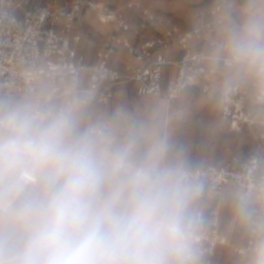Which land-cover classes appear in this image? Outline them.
Here are the masks:
<instances>
[{
	"label": "clouds",
	"instance_id": "1",
	"mask_svg": "<svg viewBox=\"0 0 264 264\" xmlns=\"http://www.w3.org/2000/svg\"><path fill=\"white\" fill-rule=\"evenodd\" d=\"M214 59L264 78V6L221 30ZM201 195L165 125L92 118L76 98L0 100V264H201ZM234 211L264 264V207Z\"/></svg>",
	"mask_w": 264,
	"mask_h": 264
},
{
	"label": "built area",
	"instance_id": "2",
	"mask_svg": "<svg viewBox=\"0 0 264 264\" xmlns=\"http://www.w3.org/2000/svg\"><path fill=\"white\" fill-rule=\"evenodd\" d=\"M84 0H70L64 7L56 9L46 0H0V94L9 87L32 92L42 85L52 95L64 92L66 77H77L88 73V84L83 91H68V97L83 103L88 100L105 102L113 97L114 89L109 87L124 78L122 71L107 63L109 51L104 50L103 60L93 67L85 64L79 56L75 43L74 21ZM143 0H131L129 7L139 6ZM109 6L103 13L111 18ZM146 20L155 16L142 9ZM211 18L207 20L205 15ZM111 21H119L122 30H130V24L123 13H114ZM199 26L190 31L180 32L171 27L156 38H143L137 44L121 38L119 43L126 46L136 58L143 60L154 55L148 63L132 69L128 78L137 83L139 94H152L174 101L189 86L197 85L207 96L213 95L215 69L206 65L205 55L194 50L191 41L202 39L206 32L214 33L226 20L223 5H214L207 13L198 12ZM180 46L178 56L168 61L163 51L169 44ZM172 66L174 74L164 83L165 66ZM255 98L264 102V78L257 75L253 82ZM76 93V94H74ZM248 90L241 82L230 84L222 91V117L229 121L234 131L242 127L258 129V139L264 143V116L248 107ZM49 99V95L39 97ZM197 181L220 196L228 186L241 188L254 196L256 207H264V152H251L243 157L232 156L225 162L191 169ZM202 225L199 243L202 252L201 264H211L217 245L225 244L226 235L222 230V207L216 202L206 209H199ZM254 237L249 230L247 242L233 246V251L243 256L253 253Z\"/></svg>",
	"mask_w": 264,
	"mask_h": 264
},
{
	"label": "rangeland",
	"instance_id": "3",
	"mask_svg": "<svg viewBox=\"0 0 264 264\" xmlns=\"http://www.w3.org/2000/svg\"><path fill=\"white\" fill-rule=\"evenodd\" d=\"M32 1L35 2L36 0H32ZM128 1L130 2L131 0H101V2H103L105 6L106 5L109 6L110 9L119 10L125 14L130 24V30L128 31L122 30L119 27V21L116 20L110 22L111 30L108 32L109 40L107 38H102V35L100 38V37H96V35L91 33V38L93 37V39L96 40L94 41L97 44L95 48L96 51L103 52L104 50L109 51L110 49L114 48L119 54H121L123 57L126 58L121 65H115V64L112 65L114 67L119 68L122 71V73L125 75L124 78L126 76H129L132 69L139 66L140 63L138 62L134 63L132 61V60L136 61V56L133 53H130L128 48L124 46L122 43H119L117 41L114 43L110 41L112 35L118 36L119 40H121V38H123L124 35L127 34L129 35L130 40H132L134 43L139 44L144 37L145 38L159 37L171 27H178L177 29L178 31L184 32V31H190L193 28L199 26L198 24H194L193 27L183 28L181 27V25H179L180 18L177 13L178 10L175 6V0H145L144 4L148 1L149 4L148 6L150 9L149 12L155 16V19L151 22H148L146 20V16L142 12V9L145 8L144 6L127 8L126 4L128 3ZM230 1L232 0H188L190 4L189 6H190L191 15H193L194 17L198 12L207 13L216 4L223 5L226 13V21L225 24L222 26V28L225 25H227L230 21L239 23L241 19V12L243 9L250 7L252 5L264 6V0H235L238 2L239 5L237 8H233L232 5L230 4ZM69 3L70 0H58L57 5L54 7L59 8L61 6L68 5ZM85 8L86 6L84 5L81 6L80 10L77 12L74 21V28H73L74 33L79 36V40L77 41L76 46L78 47L79 51L85 55L87 63L96 64L99 63V60L96 61L90 60L86 53L85 47L80 48V46H78L82 36L80 32L83 30L80 24L78 23V16L80 15L81 11L85 10ZM138 9L140 11H138ZM96 16L98 17V15ZM205 18L207 20H210L211 17L208 14H206ZM214 37L217 40H219L220 38L219 36L218 37L214 36ZM207 42H208V46L204 51V54H208L209 53L208 48L212 47L209 41ZM195 43H197L196 40L194 41V44ZM172 45H178V43L174 42L172 43ZM168 46H171V44ZM199 46L203 48L205 47V44ZM216 46L217 45H214L213 47L216 49ZM209 62L218 65L217 67L216 66L213 67L215 69V73H217V75L214 76V81L216 85L219 87L220 95L222 98V91L231 84V81H229L230 80L229 78L224 77L221 74L218 75L219 69L225 70L221 67L224 66L223 63H218L216 61H209ZM127 66H131V68L128 69ZM233 70L230 69L228 71H233ZM166 72L169 73L168 67L166 68ZM247 75L248 78L244 80L241 79V83H246L245 86L248 92L249 93L252 92L253 94V90H254L253 82L255 80L254 78L255 74L249 72ZM136 86L137 83H128V82L127 83L119 82L112 84V86L109 87L117 89L116 93H114L113 98L105 102L91 100L89 101V105L101 104V106L102 105L108 106L110 111L109 116L113 115L116 112H123V113L134 112L132 110V107H134L132 104V98H136V97L142 98L151 95V94L149 95L139 94L136 89ZM194 89L197 96L203 97V100H205L204 102L210 100V98H208L200 88L194 87ZM214 89L215 88L213 87V90ZM63 93L61 97H58V100L56 101L57 103L62 102L64 99L68 97L67 94H63ZM25 96H28V92L14 90L12 91V95H10L9 98L19 99ZM151 96L155 97L154 95ZM181 96L182 95L180 94L178 98H176L174 101L171 102L169 122L166 124H167V131L173 143L183 148L184 157L190 169L207 166L206 164H204L205 162H209V165L217 164L220 163L221 160H223L224 162L226 159L232 156L243 157L251 152H264V143H262L257 137L258 129L252 130L249 127H244V134L246 135L245 142L237 143L230 137V134L228 133V129L222 128L219 125L218 119H220L223 122H226L227 126L229 124V122H227L222 118L221 109L218 113V119L214 117H207V118L193 117L196 113L198 112L200 113L199 106L198 108L191 107L187 109L186 110V113L188 114L187 116L186 114H184V110H185L184 104L179 103V99ZM29 97L39 98L41 96H39V94L34 93L31 95L29 94ZM161 99L167 101V99L165 98H161ZM162 124L163 125L165 124L164 119ZM230 133L232 135H235V133L237 132L234 131ZM198 183L201 189V195L198 200V207L199 209L208 208L214 204V199L208 198V195L212 194L213 192L209 191L205 183L199 181ZM234 190L238 191L239 193L244 192L241 188H234ZM233 198H235L234 195L231 197L228 194L226 198L224 197V199H222L223 200L222 226L226 235L229 232L230 212H231V207L234 204L233 202V204L231 205L230 201ZM253 201L255 202V200ZM234 219H233V224H235ZM242 227L243 229H245L247 234L248 227L245 225H242ZM231 230L233 229L231 228ZM227 237H228L227 238L228 244H230V246L227 247V245H220L224 247L225 254L219 255V250H216V258L214 264H249L247 262H244L245 257L238 256L233 251V246L244 243L246 237L237 241H234L230 235Z\"/></svg>",
	"mask_w": 264,
	"mask_h": 264
},
{
	"label": "bare ground",
	"instance_id": "4",
	"mask_svg": "<svg viewBox=\"0 0 264 264\" xmlns=\"http://www.w3.org/2000/svg\"><path fill=\"white\" fill-rule=\"evenodd\" d=\"M39 0H36L35 2H38ZM57 1L58 0H46V3L51 6L54 7L57 5ZM33 2V1H32ZM145 0H143V2L141 3V5L139 6H134V7H145L143 9H146L148 11H150L149 9V4L148 1L144 4ZM129 3V1H128ZM128 3L126 4L127 8H133V7H129ZM230 4L232 5L233 8H237L238 7V2L235 0L230 1ZM84 6H86L85 10L81 11L80 15L78 16V23L80 24V26L82 27V31L81 33V41L79 42L80 48H84L86 50V53L88 55V58L90 60H99V62H101L103 60L102 55L103 52L100 51H96L95 48L97 46V44L94 42L96 40L93 39V37L91 38V33L96 35V37H100L102 35V38H107L108 39V32L111 30V26H110V22L111 19L113 17L116 18V16L114 15V13H123L119 10H112L111 9V13L112 15L110 16L111 18H109L108 16H106L103 13V8H104V3L101 2V0H85L83 1ZM189 2L188 0H175V6L178 10V16L180 18V24L181 27L183 28H190L193 27L194 24H198L199 25V19L197 17V15H195V17L193 15H191V11H190V6H189ZM66 6V5H65ZM64 7V6H61ZM59 7V8H61ZM55 8V7H54ZM56 8V9H59ZM140 9V8H139ZM138 9V11H140ZM137 12V11H136ZM124 14V13H123ZM98 15V17L96 16ZM137 15V14H136ZM118 20V19H117ZM116 21V20H115ZM226 21V20H225ZM145 22V21H144ZM144 24V23H143ZM225 24V23H224ZM223 24V25H224ZM221 25V26H223ZM218 27L216 29V31L214 33H210V32H206L202 39L200 40H196L197 43L198 42H202V41H209L210 45L212 47H209V53L208 54H204L206 57L205 62L207 63V60H212L215 61L214 59V51L215 48L213 47L214 45H217L218 40L215 39L214 36L216 37H220L221 35V30L222 27ZM176 29H178V27H174ZM77 35V34H76ZM119 35V34H118ZM211 36V37H210ZM125 39H129V35L125 34L124 37ZM79 40V36L77 35V41ZM109 40V39H108ZM217 40V41H215ZM76 41V43H77ZM112 42H118L119 41V37L112 35L111 36V40ZM192 42V41H191ZM75 43V46H76ZM96 44V45H95ZM170 45V44H169ZM179 44L178 45H172L171 46H167L163 49L165 55H166V59L168 61H172L174 60L176 57V54L179 50ZM76 50L79 56H82L84 58L85 64H87L90 67L95 66L98 63H87V60L85 58V55L79 51L78 47L76 46ZM125 57H123L121 54H119L114 48L109 50V55L107 58V63L110 65H121L123 63V61H125ZM154 59V55H152L150 58L148 59H143L140 60L138 58H136V61L132 60L134 63L138 62L140 63V65L146 64L148 63L150 60ZM127 68H131V66H127ZM237 70H233V71H226V70H220L218 72V75L221 74L224 77L231 79H234L235 72ZM246 73L248 74L249 72L246 71ZM88 73L83 71L81 72L77 77L72 78V77H66L65 78V83H64V93L68 92L70 90L76 92V91H83L85 89V87L88 84ZM136 83L134 80H132L131 78H123L120 81L116 82V83ZM115 84V83H112ZM109 85V86H112ZM213 87L215 88L213 90V95L210 98L209 101H206V106H207V116H213L214 118L218 119V113H219V109L222 105V98L220 95V90L219 87L216 85L214 78H213V83H212ZM132 86V85H130ZM14 90H19V89H15V87H9L7 89H5L1 94H0V100H4V99H8L10 95H12V91ZM8 92V93H7ZM39 94V96L41 97H45L46 95H49V99L48 101L51 103H57L56 101L58 100V97H61V95H52L49 93L48 89L45 88L44 86L40 85L37 88H35L34 91L32 92H28V96L29 94ZM255 91L253 94H251L249 96V100H248V106L255 109L256 111H258L259 115H263L264 114V102H261L260 100L256 99L254 97ZM43 95V96H42ZM84 104V109H85V115L86 116H90L92 118L95 117H99V116H109V108L108 106H101V104H93V105H89V100ZM103 104V103H102ZM132 104L134 107H132V110L134 112H128L126 114L134 117V118H138V119H145V120H155L159 123H163V119H164V125L167 129V124L169 122V117H170V110H171V102L164 101L161 98H157V97H152L151 95L146 96V97H142V98H132ZM219 124L221 125V127L228 129V133L230 134V137L237 143H243L245 142V138L246 135L244 134V127H242L240 130L235 131L237 133H235V135H232L230 132H234V129L231 125V123L225 124V122L221 121L220 119H218ZM204 164H206L207 166H209V162H205ZM226 193H228V191H226ZM225 194H221L219 197H216L213 193L208 195V198H212V199H216L217 201L222 200L225 197ZM238 194H245L248 195L252 200H254V196L251 193H245V192H240ZM233 208L232 210H234V204L232 205ZM234 217H235V224L231 225V228L234 230L235 226H237V235L241 236L242 232H241V222L237 219L236 214L234 212ZM228 244V239L226 237L225 239V244ZM222 244H219L216 246L215 248V252H214V256L212 259V263H215V258H216V250H219V255H224L225 254V249L223 246H220ZM248 254V253H247ZM247 254H245V259L244 262H247L249 264H251L252 261V257L248 258Z\"/></svg>",
	"mask_w": 264,
	"mask_h": 264
},
{
	"label": "crops",
	"instance_id": "5",
	"mask_svg": "<svg viewBox=\"0 0 264 264\" xmlns=\"http://www.w3.org/2000/svg\"><path fill=\"white\" fill-rule=\"evenodd\" d=\"M222 27V26H221ZM154 30V29H153ZM194 41L195 40H193L192 42H191V45L193 46V49L194 50H198V51H201L203 54H204V51L206 50V48H207V46H208V42L207 41H202V42H198V43H195L194 44ZM202 44H205V47H203V48H201L199 45H202ZM179 52H180V47H179V50H178V52H177V54H176V56L175 57H177L178 56V54H179ZM209 61H212V60H209ZM208 60H207V63H206V65L207 66H209V67H211V68H213L214 66H218V65H215V64H213V63H211V62H209ZM169 68V73L168 72H166V68ZM223 69H225V70H230L229 68H227L226 66H221ZM233 70V69H232ZM174 72H175V69L172 67V66H170V65H168V66H165V69H164V83H166V81H167V79L169 78V77H171L173 74H174ZM215 75H217V73H215ZM214 75V76H215ZM235 77H234V79H231V80H229V81H231V84H233V83H235V82H241V79H247L248 78V75H247V73H246V71H236L235 72ZM256 77H257V75L255 74V76H254V78L256 79ZM214 78V77H213ZM244 85H246V83H243ZM194 87H197V88H200L199 86H189V87H187L182 93H181V97H180V99H179V103H183L184 104V106H185V110H184V114H186L187 116H188V114L186 113V110L187 109H189V108H191V107H195V108H198V106H199V108H200V113L198 112V113H196L193 117H200V118H202V117H204V118H207V117H213V116H207V104H206V102H204L205 100H203V97L202 96H197L196 95V93H195V89H194ZM114 89V88H113ZM116 91H117V89H114V93H116ZM254 91H255V88H254V90H253V93H254ZM252 94V92L251 93H249L248 92V96H247V98H248V100H249V96ZM149 95V94H148ZM152 95V94H151ZM113 96H114V94H113ZM155 96V95H154ZM155 97H157V96H155ZM254 97H255V94H254ZM113 98V97H112ZM157 98H162V97H157ZM130 101V100H129ZM116 102H118V101H116ZM120 103V102H119ZM250 108V107H249ZM220 109H221V116H222V105H221V107H220ZM220 109H219V111H220ZM251 109V108H250ZM253 110V109H252ZM255 110V109H254ZM262 116H264V114L262 115ZM223 118V117H222ZM224 119V118H223ZM225 120V119H224ZM227 121V120H226ZM227 122H229V121H227ZM230 123V122H229ZM225 124H226V122H225ZM220 125V124H219ZM221 126V125H220ZM223 128V127H222ZM226 129V128H225ZM224 157H225V155H224ZM223 157V158H224ZM222 158V159H223ZM230 158V157H229ZM228 158V159H229ZM228 159H226V160H228ZM225 160V161H226ZM224 161V162H225ZM221 163H223V160H221V162L220 163H217V164H221ZM217 164H211V165H217ZM202 167H205V166H202ZM198 168V167H197ZM194 169H196V168H194ZM199 182H202V181H199ZM204 183V182H203ZM205 185L207 186V184L205 183ZM207 188H208V186H207ZM234 188H238V187H234V186H231V185H228L225 189H224V192L223 193H225L226 191H228V193H226V195H225V198H226V196H228V194L232 197L233 195L236 197V195L239 193L238 191H236V190H234ZM209 189V188H208ZM209 191H211L210 189H209ZM212 192V191H211ZM222 193V194H223ZM216 197H219L218 195H216L215 193H213ZM233 194V195H232ZM224 199V198H223ZM234 199L235 198H233V199H231V201H230V204L232 205L233 204V202H234ZM255 200V199H254ZM222 201L223 200H220V201H217L216 199H214V204L216 203V202H220V204H221V207H223L222 206ZM232 208H233V206L231 207V212H230V225H229V232H228V234L226 235V233H225V231H224V229H223V226H222V230H223V233L226 235V237L227 236H231L232 238H233V240L234 241H237V240H240V239H243V238H245L246 237V240H245V242L244 243H242L241 245H243V244H245L246 242H247V239H248V235H249V228H248V230H247V234H246V231H245V229H243V227H242V225H241V232H242V236L240 237V236H238L237 235V233H236V231H237V226H235V228H234V230H231V225H232V222H233V219H234V210H232ZM201 209H206V208H201ZM223 209V208H222ZM228 238V237H227ZM227 245V247L228 246H230V244H226ZM239 256V255H238ZM244 256V255H243ZM247 256H248V258H251V257H253V253H248L247 254ZM244 259V258H243Z\"/></svg>",
	"mask_w": 264,
	"mask_h": 264
}]
</instances>
